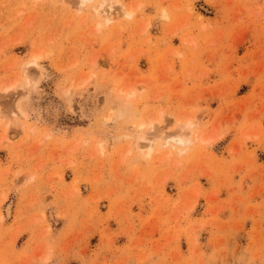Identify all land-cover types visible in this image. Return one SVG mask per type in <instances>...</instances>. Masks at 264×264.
Instances as JSON below:
<instances>
[{"label": "rangeland", "instance_id": "obj_1", "mask_svg": "<svg viewBox=\"0 0 264 264\" xmlns=\"http://www.w3.org/2000/svg\"><path fill=\"white\" fill-rule=\"evenodd\" d=\"M101 3L0 0V264H264V0Z\"/></svg>", "mask_w": 264, "mask_h": 264}, {"label": "bare ground", "instance_id": "obj_2", "mask_svg": "<svg viewBox=\"0 0 264 264\" xmlns=\"http://www.w3.org/2000/svg\"><path fill=\"white\" fill-rule=\"evenodd\" d=\"M111 0H102V3L97 7V8H94V11L97 13L98 11H99V9H101L102 10V12L105 14V17H106V21L107 22H111V21H113V20H115L116 19V17L118 16V14H115L114 16H112V12H113V10H114V6H113V3H108V2H110ZM76 2L79 4V5H86L87 3H90V2H93V0H76ZM120 3L118 2V3H116V5H118L119 7V12H120V14L122 15V16H124V17H126V18H132L133 17V15H134V10H127L126 8H125V6H123V5H119ZM106 8H108V9H106ZM164 18H168V15H166V14H164ZM38 60H39V57L37 56H35V60H33V61H31L30 62V64H29V66H33V65H37V62H38ZM128 100H129V98H128ZM23 103L22 102H18L17 103V111H16V113H15V118H16V120L17 121H20V120H22V118H26V109H24L23 108ZM123 107V106H122ZM116 109V108H115ZM120 114V113H119ZM118 115V114H117ZM116 117V116H115ZM109 119H111V118H109ZM21 125V124H20ZM19 125V126H20ZM191 126V123H189L187 126H186V128H189ZM143 126L141 125V128H142ZM184 129V128H183ZM177 137V138H176ZM175 137V139H173V141L175 142V143H178V144H184L185 143V138H183L181 135L180 136H176ZM144 147L142 146L140 149H143ZM150 153H151V150L148 152V154L147 155H150ZM6 211H7V214L9 215V209L7 208L6 209Z\"/></svg>", "mask_w": 264, "mask_h": 264}]
</instances>
